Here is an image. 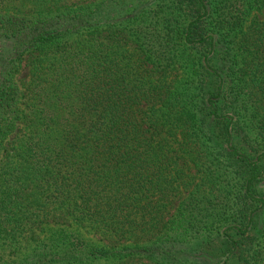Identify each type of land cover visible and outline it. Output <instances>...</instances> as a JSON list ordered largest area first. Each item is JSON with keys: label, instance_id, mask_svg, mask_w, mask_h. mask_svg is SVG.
<instances>
[{"label": "trees", "instance_id": "16d2710c", "mask_svg": "<svg viewBox=\"0 0 264 264\" xmlns=\"http://www.w3.org/2000/svg\"><path fill=\"white\" fill-rule=\"evenodd\" d=\"M138 3L0 0V264L262 262L264 0Z\"/></svg>", "mask_w": 264, "mask_h": 264}, {"label": "rangeland", "instance_id": "374dc122", "mask_svg": "<svg viewBox=\"0 0 264 264\" xmlns=\"http://www.w3.org/2000/svg\"><path fill=\"white\" fill-rule=\"evenodd\" d=\"M100 0H68V3L72 4V5H83V6H86V5H89V4H92V3H96ZM140 3V5L142 4H146L147 6H155L156 4L158 3H168L170 2L171 0H138ZM256 13L255 12H252L251 16L255 15ZM258 16L260 18H264V6L262 7V9L260 11L257 12ZM28 69L29 67L26 66L25 63H23V68L21 70V72L19 73V75L17 76L16 78V81L19 85V87L21 89H24L27 84L29 83L28 81ZM174 73L176 74L175 76H177L176 79H180V78H183V77H186L187 76V73H188V67L185 66V61L184 60H181L179 64L176 65V70H174ZM23 86V88H22ZM13 136V135H12ZM10 137V139H12L13 137ZM15 139V137H14ZM13 139V140H14ZM226 165V164H225ZM231 169V168H230ZM198 176L196 177V181H198ZM195 184V183H194ZM183 197V196H182ZM179 200H177L176 203H178ZM264 217V214L262 215ZM216 236V233H214L213 231L211 233H205L204 235L201 236V239H208L209 241H213L214 238ZM27 245H29L28 243H24L23 241L20 242V245H19V253H24L27 251ZM33 246L32 244L29 245V249H31ZM195 250L194 251H200L201 250V246L200 245H197L195 244ZM0 254L5 257L6 259H10L13 258L12 256V250H14L13 246H7V245H0ZM199 253V252H198ZM201 255V254H200ZM18 257V254L17 256ZM236 264V262H233V264ZM194 264H204L202 263L199 259H196ZM260 264H264V258L262 260V262Z\"/></svg>", "mask_w": 264, "mask_h": 264}]
</instances>
